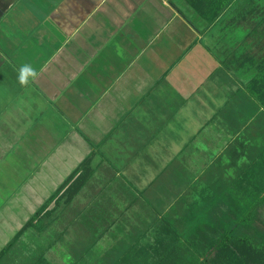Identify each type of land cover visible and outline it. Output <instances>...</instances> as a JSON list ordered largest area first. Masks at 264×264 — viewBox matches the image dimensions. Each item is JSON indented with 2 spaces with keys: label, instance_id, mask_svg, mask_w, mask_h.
Here are the masks:
<instances>
[{
  "label": "crops",
  "instance_id": "obj_1",
  "mask_svg": "<svg viewBox=\"0 0 264 264\" xmlns=\"http://www.w3.org/2000/svg\"><path fill=\"white\" fill-rule=\"evenodd\" d=\"M238 1L209 23L206 12L218 0H0V249L110 136L112 145L103 146L118 142L111 160L123 171L116 175L132 182L126 174L134 168L135 200L163 195L172 199L165 213L186 200L174 197L176 184L204 188L235 179L248 142L264 132L262 108L245 90L253 72L240 80L235 51H225L237 34L224 26L237 22ZM255 28L245 33L248 49L262 45V54L264 32ZM24 64L39 72L27 87L18 81ZM186 83L193 85L187 94ZM187 103L198 111L195 126L181 122ZM213 132L226 140L216 156L209 153ZM216 159L217 178L203 177ZM192 161L203 163L196 174Z\"/></svg>",
  "mask_w": 264,
  "mask_h": 264
},
{
  "label": "trees",
  "instance_id": "obj_2",
  "mask_svg": "<svg viewBox=\"0 0 264 264\" xmlns=\"http://www.w3.org/2000/svg\"><path fill=\"white\" fill-rule=\"evenodd\" d=\"M232 1L218 0L217 9L212 7L211 13L206 12L208 22L219 17ZM257 24L256 30L264 28V23ZM252 63L253 75L245 90L262 108L258 117L263 118L260 129L264 131V53L255 54ZM248 148V161L229 185H218V179H215L202 188L206 195L200 200L188 203L180 197L156 223L152 222L155 230L152 239L143 241L145 237L138 235L135 239L122 240L98 264H264V132L258 142ZM92 154L90 152L79 162L0 249V258L11 252L25 229L33 227L41 231L52 222L56 209L48 208L49 204L54 202L56 205L65 195L68 200L82 187L92 174ZM204 170L203 177L217 178L218 159ZM217 204L224 207L219 215L212 210ZM5 259L11 261V257ZM28 264L50 262L39 252ZM72 264H78V261Z\"/></svg>",
  "mask_w": 264,
  "mask_h": 264
},
{
  "label": "rangeland",
  "instance_id": "obj_3",
  "mask_svg": "<svg viewBox=\"0 0 264 264\" xmlns=\"http://www.w3.org/2000/svg\"><path fill=\"white\" fill-rule=\"evenodd\" d=\"M238 2L241 3V6L234 9L235 15L238 14L237 22L226 23L227 25L224 26L225 34H229L233 29L237 31V34L227 41L228 46L225 51L230 52L231 49L235 51L233 54L235 63L241 66L236 69L237 71L234 70L233 74H236L240 80L245 81L253 72L252 68L247 67L252 57L258 54V50L261 47V45L258 46V50L255 49L254 51L248 49L251 47L249 45L251 41L245 36V33L248 28L252 27L253 23L256 25L258 22H264V0H252L250 3L243 2V4L241 0ZM220 42L219 40L218 49L224 47ZM188 85L186 83V94L193 89V85H190V87ZM187 86L188 88H186ZM190 104L187 103L183 110L179 111L180 114L185 116L184 121L181 122L195 126L194 122L196 121H194L193 117H197L195 114L198 111H194L193 108L189 109L191 107ZM194 107H196L194 109L203 110V113L207 111V107L202 104H196ZM257 120L255 117L252 122L254 123ZM212 123H215L214 120L210 121L207 125ZM214 134H218L213 132L212 136L216 144H211V152L209 153H213L216 156L218 155V142L223 145L226 140L218 136L214 137ZM110 137H108L106 143L103 145H112L111 143L114 140ZM258 140L259 138L255 139L254 142L257 143ZM251 142L253 140H250L247 145L253 144ZM117 143H114V149L105 148V146L101 145L96 147L95 151H91L93 153L90 164L92 174L87 178L82 187L68 200L65 195L56 204L57 206L53 202L50 203L48 207H55L56 209L52 222L43 231L28 228L26 233H23L22 236L20 235V240L11 249V252L5 256L7 258L11 257V261H7L8 259L3 257L0 258V264H28L31 257L37 255L39 252L44 254V257L47 258L50 264H72L76 261H78V264H98L122 240L135 239L138 235L139 237H145L143 241L154 237L155 230L151 224L152 222L156 223L158 217L165 213L172 199L167 200L162 195L157 201L156 198L151 201L135 200L133 194L129 191V187L135 185L133 178L134 168H132L133 170L130 169L128 174H126L127 178L132 181L129 182L124 179L125 177L122 174L116 175V171L118 173L121 170L120 166L114 167L112 165L115 162L111 158L119 150L116 148ZM124 143L127 144L129 142L124 141ZM205 155L206 163L213 160L208 159L212 154L206 153ZM128 161L121 160L124 164L129 165ZM157 163L159 164V162ZM195 163L192 161V166L198 167H192V174H196L199 168L202 169L201 165L203 163L201 161V165H196ZM156 171L157 169H153L150 170V173L153 175ZM163 187L166 188L165 186ZM175 187L176 192L174 197L176 198L178 194L184 193L188 203L198 201L204 194L206 195V191L205 193L202 191V185L195 187L190 185L188 189H185V185L182 184H176ZM159 188L162 190L161 185ZM168 188H171V186ZM154 207L157 211H154ZM212 210L214 214L219 215L224 210V207L217 204Z\"/></svg>",
  "mask_w": 264,
  "mask_h": 264
},
{
  "label": "clouds",
  "instance_id": "obj_4",
  "mask_svg": "<svg viewBox=\"0 0 264 264\" xmlns=\"http://www.w3.org/2000/svg\"><path fill=\"white\" fill-rule=\"evenodd\" d=\"M39 76L37 72L30 64H24L19 70L18 81L21 86L27 87L31 82H34Z\"/></svg>",
  "mask_w": 264,
  "mask_h": 264
}]
</instances>
